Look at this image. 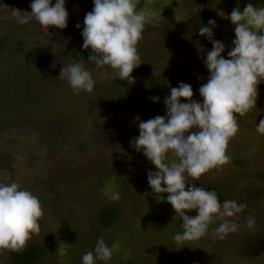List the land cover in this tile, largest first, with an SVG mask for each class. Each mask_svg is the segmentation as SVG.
<instances>
[{"label":"rangeland","instance_id":"374dc122","mask_svg":"<svg viewBox=\"0 0 264 264\" xmlns=\"http://www.w3.org/2000/svg\"><path fill=\"white\" fill-rule=\"evenodd\" d=\"M29 1L0 0V181H15L39 198L40 230L26 241L48 247L38 264H80L81 254L98 238L112 247V264H264V137L255 132L264 117V82L257 86L256 105L237 115L229 163L192 181L196 186L224 184L225 199L246 205L236 219L241 227L223 240L202 237L175 245L172 236L180 229L171 222L173 209L158 202L147 184L146 174L154 166L130 144L139 134L134 117L146 121L165 111L132 98L131 92H144V79L155 77L163 78L168 90L179 82L191 85L193 99L199 100L197 89L208 75L202 57L212 45L197 29L213 19V39L224 43L227 52L234 26L218 11H242L246 4L148 0L149 22L136 44L141 64L130 73L129 88L108 66L97 69L93 62L78 61L84 25L69 4L64 29L50 26L48 32L34 19L17 23V17L26 16L21 12L31 11ZM70 62L81 63L92 74L91 94H73L58 77ZM108 203L121 208V218L102 229L99 214ZM157 217L166 218L164 230L152 227ZM247 218H254L251 229ZM9 251L0 250V264H14Z\"/></svg>","mask_w":264,"mask_h":264},{"label":"clouds","instance_id":"9594fccd","mask_svg":"<svg viewBox=\"0 0 264 264\" xmlns=\"http://www.w3.org/2000/svg\"><path fill=\"white\" fill-rule=\"evenodd\" d=\"M138 3L92 0L81 31V47L91 49L88 61L97 69L108 66L115 70L116 78L129 84L133 81L130 73L141 64L136 44L149 22L146 13L137 10ZM29 8L30 12L13 10L26 14L17 17V23L34 19L48 32L50 26H67L65 0H31ZM218 15L234 26V38L225 58V44L213 39L216 22L209 19L208 26L198 27V34L212 45L202 57L208 75L197 89L200 99H193L191 85L179 82L163 98V116L146 121L134 117L139 134L130 144L154 166L146 174L147 184L158 202H167L173 209L171 222L178 223L180 229L172 236L175 245L202 237L223 240L239 230L236 219L246 207L234 199L220 202L214 190L192 183L229 163L227 149L238 131L237 115H245L256 105L257 86L264 82V7L247 3L242 11L234 7L230 13L221 10ZM75 27L81 26L77 23ZM55 47L52 43L53 52ZM58 77L67 82L73 94L93 91L92 74L81 63L63 65ZM150 99L157 102L159 97ZM255 132L264 137V117ZM193 210L196 215L186 214ZM42 216L39 198L30 190L15 181H0V250L22 249L31 235L39 232ZM253 225L254 218H247L246 226L251 229ZM112 260L113 249L103 238L80 256V264H112Z\"/></svg>","mask_w":264,"mask_h":264},{"label":"trees","instance_id":"16d2710c","mask_svg":"<svg viewBox=\"0 0 264 264\" xmlns=\"http://www.w3.org/2000/svg\"><path fill=\"white\" fill-rule=\"evenodd\" d=\"M241 2L247 4L251 3L255 7H264V0H240ZM203 20V19H201ZM200 20V21H201ZM205 24V22H204ZM91 49H83L80 47L77 52L78 61H88L89 54ZM227 52L223 54L226 55ZM120 80V79H119ZM146 90L136 94L134 92H129L130 95H133L132 98L144 99L147 102L153 103L155 106L164 107L163 98L169 95V90L165 89L166 81L163 78L147 77L144 79ZM121 85H126L127 87H133L132 84H125L123 82ZM150 97H159L157 102H153ZM134 98V99H135ZM201 187H204L208 190H214L217 193L218 201L222 202L225 200L228 188L221 183L216 181H206L201 183ZM121 218V208L116 204H109L104 207L99 214V224L102 229H109L114 226ZM151 225L157 230H164L168 223L166 218L157 217L152 222ZM48 254V247L41 243H26L25 246L18 250H10L8 253V258L14 264H38L41 262Z\"/></svg>","mask_w":264,"mask_h":264},{"label":"flooded vegetation","instance_id":"af4514ba","mask_svg":"<svg viewBox=\"0 0 264 264\" xmlns=\"http://www.w3.org/2000/svg\"><path fill=\"white\" fill-rule=\"evenodd\" d=\"M29 2H31V0ZM134 2H136V0H134ZM53 3H54V0H53ZM154 3L155 1L153 2V4ZM65 4L70 5L68 8L71 9L72 14L74 15L79 14L78 16L80 17L78 18L79 20L78 22H80V24H83V19H84L83 16L85 15V13L91 11L93 7L92 0H65ZM147 5H148V0H139V3L137 4V10H143L146 13L148 12ZM109 204H114V203H108L106 206H108Z\"/></svg>","mask_w":264,"mask_h":264}]
</instances>
